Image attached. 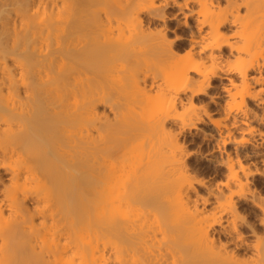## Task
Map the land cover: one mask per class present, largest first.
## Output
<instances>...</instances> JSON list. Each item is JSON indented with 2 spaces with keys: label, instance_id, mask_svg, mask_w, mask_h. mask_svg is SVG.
Wrapping results in <instances>:
<instances>
[{
  "label": "bare ground",
  "instance_id": "bare-ground-1",
  "mask_svg": "<svg viewBox=\"0 0 264 264\" xmlns=\"http://www.w3.org/2000/svg\"><path fill=\"white\" fill-rule=\"evenodd\" d=\"M213 77L218 117L193 101ZM250 118L264 126V0H0V264L231 258L205 204L259 173L234 134L262 133ZM199 131L226 149L218 181L191 171Z\"/></svg>",
  "mask_w": 264,
  "mask_h": 264
},
{
  "label": "rangeland",
  "instance_id": "rangeland-1",
  "mask_svg": "<svg viewBox=\"0 0 264 264\" xmlns=\"http://www.w3.org/2000/svg\"><path fill=\"white\" fill-rule=\"evenodd\" d=\"M167 8L169 12L174 9L177 10L174 7ZM175 30V32L170 29L166 30V34L169 38L181 34L179 28ZM186 43V39H181V41L178 40V45L180 46H184ZM222 84L221 79L213 77L212 86L208 87L205 93L197 95L193 99L194 103L199 104V106H201V104L202 106H207L208 110L211 112V116L214 117L220 115V105H222L224 94L220 92L221 94L216 95V98L215 91L216 88L218 89ZM212 92L214 94H212ZM218 99H221V104ZM214 100H218L219 103ZM248 121L250 122H248L249 125L255 128L256 126H261L262 133H258L260 132V127L258 128L259 130L254 132L247 131V125L245 126L237 120L238 126L245 128L247 132L236 128L234 134L237 137L244 138L243 141L241 140L242 143L239 141V144H241L239 146L241 148H247V150L257 148L262 150L256 154L252 153L251 156L253 157L248 156L245 160L242 158L243 162L248 164L250 170H257L259 173L252 174L250 171V174L247 175V186L241 193L236 191L231 192L230 189L226 188L220 199L215 198L213 201H209L205 204L204 215L207 217L215 215L219 219V222L215 223L210 228V233L215 239L216 244L225 246L228 254L231 256V258H220L218 264H264V126L262 127L263 124L261 125L256 119L250 118ZM208 122V119L205 118V122L200 123V125L205 129L209 128L208 126H210V123ZM208 137L209 136L204 137L200 131L195 133L192 138L191 136H187L185 137L186 141H184V148L189 152V162L194 165L191 167V171L194 175L207 182H215L220 180L226 171L222 164L217 163L221 158L225 160L223 157L226 149L225 152L224 148L223 150L219 148V150L215 140H213L214 138ZM233 146L232 144H228L226 147L227 149L230 148L229 150L233 152H231L232 155L234 154ZM233 158L235 159V156ZM2 170L3 168L0 169V172H3L4 177H6L5 175L8 176V171ZM27 182L26 184L28 186L31 184L34 188L39 187V184H35L33 180ZM0 187H2L1 183ZM191 193L193 196H207L208 189L205 186H198ZM32 196L33 195H29L28 201L30 203H34V198ZM12 214L9 210L4 211V216L6 215V217H11L10 215ZM171 260L172 258H169V262L165 261V264H174ZM138 264L143 263L140 262Z\"/></svg>",
  "mask_w": 264,
  "mask_h": 264
}]
</instances>
